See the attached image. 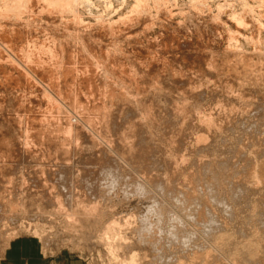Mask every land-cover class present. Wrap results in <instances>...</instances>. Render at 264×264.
Masks as SVG:
<instances>
[{
	"label": "rangeland",
	"instance_id": "rangeland-1",
	"mask_svg": "<svg viewBox=\"0 0 264 264\" xmlns=\"http://www.w3.org/2000/svg\"><path fill=\"white\" fill-rule=\"evenodd\" d=\"M156 2L79 0L64 16L37 3L18 24L0 18V117L25 140L24 152L0 142V264H241L219 238L250 233L264 248V0ZM79 206L101 219L90 242Z\"/></svg>",
	"mask_w": 264,
	"mask_h": 264
},
{
	"label": "bare ground",
	"instance_id": "bare-ground-1",
	"mask_svg": "<svg viewBox=\"0 0 264 264\" xmlns=\"http://www.w3.org/2000/svg\"><path fill=\"white\" fill-rule=\"evenodd\" d=\"M8 1V0H7ZM38 1V2H37ZM78 1L79 0H9V2L8 3H6V5L4 6V10H2L3 12H1V9H0V18H3V17H8V18H11V20H14V21H16L17 22V24H18V22H19V20H21V16H22V13L24 14V12L26 13V12H30V10H33L35 7H36V4L37 5H40V7L43 9V11L45 12V10L44 9H46V10H48V11H53L54 13H57V14H62V13H64V12H66V11H69V13H73L74 12V9L73 8H75L76 6H74V4L75 3H78ZM154 1V0H153ZM85 2V1H84ZM87 2V1H86ZM157 2H158V0H157ZM156 2V3H157ZM197 2V1H196ZM241 2H243V1H241ZM5 3V2H4ZM155 3V2H154ZM141 4V3H140ZM203 4V3H202ZM201 4V5H202ZM76 5V4H75ZM78 5V4H77ZM137 5H139V4H137ZM193 5V4H192ZM200 5V6H201ZM158 6V5H157ZM204 6V5H203ZM139 8H140V6H138ZM143 7V6H142ZM156 7V6H155ZM2 8V7H1ZM137 8V7H136ZM168 8V7H167ZM252 8V7H251ZM254 8H256V7H254ZM3 9V8H2ZM37 9H39L38 7H37ZM76 9V8H75ZM143 9V8H142ZM141 9V10H142ZM145 9V8H144ZM147 9V8H146ZM262 9V8H261ZM40 10V9H39ZM71 10H73V11H71ZM37 11V10H36ZM35 11V12H36ZM71 11V12H70ZM136 11V10H135ZM31 12H34V10L33 11H31ZM37 12H39V11H37ZM43 12V13H44ZM47 12V11H46ZM50 12V13H51ZM119 12V11H118ZM141 12V11H140ZM162 12V11H161ZM253 12V11H252ZM48 13V12H47ZM67 13V12H66ZM40 14V13H39ZM145 14V13H144ZM171 14V13H170ZM201 14V13H200ZM30 15V14H29ZM63 16L65 15V13L64 14H62ZM75 15V14H74ZM137 15V14H136ZM139 15V14H138ZM141 15V14H140ZM25 16V15H24ZM48 16V15H47ZM53 16H54V14H53ZM39 17V16H38ZM57 17H58V15H57ZM75 17H76V15H75ZM134 17V16H133ZM60 18V17H59ZM62 18V17H61ZM125 18V17H124ZM74 19V18H73ZM165 19V18H164ZM33 20V19H32ZM59 20H61V19H59ZM262 20V19H261ZM40 20H38V22H39ZM101 21V20H100ZM216 21V20H215ZM251 21V20H250ZM22 22L23 21H21V24H22ZM109 22V21H108ZM118 22V21H117ZM124 22V21H123ZM77 23V20L75 19L74 20V24H76ZM79 23V22H78ZM82 23V22H81ZM140 23V22H139ZM157 23V22H156ZM167 23V22H166ZM16 24V25H17ZM20 24V23H19ZM26 24V23H25ZM115 25V24H114ZM186 25V24H185ZM242 25H244V24H242ZM252 25V24H251ZM2 26V25H1ZM19 26V25H18ZM41 26V25H40ZM56 26V25H55ZM97 26V25H96ZM3 28V27H2ZM44 28V27H43ZM55 28V27H54ZM84 28V27H83ZM96 28V27H95ZM258 28V27H257ZM239 29V28H238ZM150 30V29H149ZM176 30V29H175ZM242 30V29H241ZM44 31V30H43ZM70 31V30H69ZM89 31V30H88ZM1 32V31H0ZM4 32V31H3ZM174 32V31H173ZM185 32V31H184ZM240 32V31H239ZM106 33V32H105ZM15 34V33H14ZM83 34V33H82ZM13 35V34H12ZM41 35V34H40ZM99 35V34H98ZM131 38V37H130ZM242 38V37H241ZM257 38V37H256ZM21 39V38H20ZM46 39V38H45ZM44 39V40H45ZM55 39V38H54ZM50 40V39H49ZM186 40V39H185ZM160 41V40H159ZM52 42V41H51ZM54 42V41H53ZM66 42V41H65ZM67 43V42H66ZM52 44V43H51ZM50 44V45H51ZM84 44V43H83ZM237 44V43H236ZM35 45V44H34ZM37 45V44H36ZM49 45V46H50ZM56 45V44H55ZM69 45V44H68ZM87 45V44H86ZM14 46V45H13ZM63 46V45H62ZM154 46V45H153ZM260 46H261V44H260ZM37 47V46H36ZM56 47V46H55ZM54 47V48H55ZM76 47V46H75ZM83 47V46H82ZM85 47V46H84ZM206 47V46H205ZM113 48V47H112ZM31 49V48H30ZM35 49V48H34ZM45 49H46V47H45ZM51 49V48H50ZM80 49V48H79ZM92 49V48H91ZM94 49V48H93ZM39 50V49H38ZM228 50V49H227ZM12 51V50H11ZM37 51V50H36ZM47 51V50H46ZM50 51V50H49ZM205 51V50H204ZM218 51V50H217ZM54 51H52V53H53ZM235 52V51H234ZM25 53V52H24ZM31 53V52H30ZM51 53V52H50ZM57 53V52H56ZM55 53V54H56ZM117 53V52H116ZM36 54V53H35ZM42 54H43V52H42ZM54 54V53H53ZM54 54V55H55ZM201 54V53H200ZM263 54V53H262ZM5 55V54H4ZM47 55V54H46ZM30 56V55H29ZM28 56V57H29ZM39 56V55H38ZM57 56V55H56ZM27 57V56H26ZM31 57V56H30ZM41 57H43V56H41ZM40 57V58H41ZM48 57H49V55H48ZM221 57V56H220ZM18 58V57H17ZM129 58V57H128ZM261 58V57H260ZM199 59V58H198ZM40 60V59H39ZM50 60V59H49ZM54 60V59H53ZM97 60V59H96ZM158 60V59H157ZM32 61V60H31ZM78 61V60H77ZM199 61H201V62H203L204 61V58H203V61H202V58H201V60H199ZM198 61V62H199ZM210 61V60H209ZM220 61V60H219ZM48 62V61H47ZM134 62V61H133ZM200 62V63H201ZM29 63V62H28ZM55 63H56V61H55ZM116 63V62H115ZM131 63V62H130ZM206 63H207V60H206ZM206 63H204V65H206ZM32 64V63H31ZM36 64V63H35ZM208 64H211V62L210 63H208ZM207 64V65H208ZM10 65V64H9ZM29 65V64H28ZM47 65V64H46ZM128 65V64H127ZM203 65V64H202ZM222 65V64H221ZM243 65V64H242ZM25 66V65H24ZM40 66V65H39ZM225 66V65H224ZM14 67V66H13ZM42 67V66H41ZM49 67V66H48ZM208 67V66H207ZM210 67V66H209ZM46 68V67H45ZM50 68V67H49ZM58 68V67H57ZM129 68V67H128ZM135 68V67H134ZM145 68V67H144ZM212 68V67H211ZM210 68V69H211ZM218 68V67H217ZM31 69H32V67H31ZM30 69V70H31ZM51 69V68H50ZM63 69V68H62ZM27 70V69H26ZM47 70V69H46ZM203 70V69H202ZM204 70H206V67H205V69ZM23 71V70H22ZM132 71V70H131ZM207 71H208V69H207ZM206 71V72H207ZM210 71V70H209ZM224 71V70H223ZM38 72V71H37ZM50 72V71H49ZM213 72H215V71H213L212 70V73ZM137 73V72H136ZM163 73V72H162ZM212 73H211V76H212ZM217 73V72H216ZM38 74V73H37ZM208 74V73H207ZM218 74V73H217ZM217 74L215 75L216 77H218L217 76ZM42 75V74H41ZM55 75V74H54ZM102 75V74H101ZM209 75H210V73H209ZM221 75H222V73H221ZM10 76V75H9ZM115 76V75H114ZM214 76V75H213ZM212 76V77H213ZM143 77V76H142ZM215 77V78H216ZM253 77V76H252ZM214 78V77H213ZM219 78V77H218ZM14 79V78H13ZM51 79V78H50ZM8 80V79H7ZM25 80V79H24ZM57 80V79H56ZM62 80V79H61ZM233 80V79H232ZM28 81V80H27ZM249 82V81H248ZM18 83V82H17ZM52 84H54V83H52ZM232 84V83H231ZM61 85V84H60ZM29 86V85H28ZM57 87V86H56ZM15 88V87H14ZM50 88V87H49ZM121 88V87H120ZM153 88V87H152ZM75 89V88H74ZM252 89V88H251ZM254 89H256V88H254ZM257 89H259V88H257ZM13 90V89H12ZM22 90V89H21ZM39 90V89H38ZM44 90V89H43ZM63 90V89H62ZM126 90V89H125ZM223 90V89H222ZM89 91V90H88ZM136 91V90H135ZM62 92V91H61ZM166 92V91H165ZM255 92V91H254ZM17 94V93H16ZM30 94V93H29ZM133 94V93H132ZM192 94V93H191ZM223 94V93H222ZM260 94V93H259ZM14 95V94H13ZM18 95V94H17ZM73 95V94H72ZM213 95V94H212ZM256 95H257V92H256ZM165 96V95H164ZM195 96V95H194ZM261 96V95H260ZM52 97V96H51ZM257 97H259V95H257ZM264 97V96H263ZM33 99V98H32ZM259 99H261V101L263 100V98L261 97V98H259ZM36 100V99H35ZM47 101H48V99H47ZM51 101V100H50ZM53 101V100H52ZM57 101V100H56ZM264 101V100H263ZM262 101V102H263ZM9 102V101H8ZM194 102V101H193ZM254 103V102H253ZM53 104V103H52ZM57 104V103H56ZM185 104V103H184ZM220 104V103H219ZM26 105V104H25ZM141 105V104H140ZM192 105V104H191ZM222 105V104H221ZM51 106H53V105H51ZM2 107H4V106H2ZM18 108H20V107H18ZM48 108V107H47ZM61 108V107H60ZM34 109V108H33ZM131 109V108H130ZM222 110V109H221ZM263 110V109H262ZM28 111V110H27ZM39 111V110H38ZM46 111V110H45ZM55 111V110H54ZM211 111V110H210ZM238 111V110H237ZM18 112V111H17ZM34 112V111H33ZM131 112H133L134 113V111L133 110H131ZM203 113V112H202ZM211 113V112H210ZM262 113V112H261ZM221 114V113H220ZM232 114V113H231ZM237 114V113H236ZM4 115V114H3ZM32 115V114H31ZM239 115V114H238ZM260 115V114H259ZM258 115V116H259ZM261 115H263V114H261ZM29 116H30V114H29ZM198 116V115H197ZM264 116V115H263ZM6 117V116H5ZM5 117H0V142L2 143L3 142V144L4 143H6L7 142V144L10 142H14V144H16L15 146L18 148L19 146H21V145H23L24 143H22L23 141H25V140H23L22 142L19 140V139H17L16 140V133H18V125H17V123H16V121L15 120H10L8 117V119L7 118H5ZM12 117V116H11ZM90 117V116H89ZM124 117H126V116H124ZM200 117V116H199ZM190 118V117H189ZM220 118V117H219ZM12 119V118H11ZM135 119V118H134ZM187 119V118H186ZM221 119V118H220ZM258 119V118H257ZM22 120V119H21ZM167 120V119H166ZM204 120V119H203ZM263 120V119H262ZM190 121H192V120H190ZM235 121H237V120H235ZM205 122H206V120H205ZM210 122V121H209ZM234 122V121H233ZM256 122V121H255ZM258 122H259V120H258ZM21 123V122H20ZM118 123V122H117ZM177 123V122H176ZM190 123V122H189ZM202 123V124H201ZM207 123V122H206ZM224 123H225V121H224ZM237 123V122H236ZM249 123H250V121H249ZM262 123V122H261ZM134 124H136V123H133V125ZM161 124V123H160ZM197 124V123H196ZM195 124V125H196ZM237 124H239V123H237ZM133 125H132V127H133ZM190 125V124H189ZM191 125H193V124H191ZM199 125L201 126V128L202 129H206L207 131L211 128H209V126L208 125H204V123H203V121L202 122H199ZM261 125V124H260ZM264 125V124H263ZM262 125V126H263ZM183 126V125H182ZM200 126H199V128L198 129H201L200 128ZM250 126V125H249ZM258 126V125H257ZM56 127V126H55ZM135 127H136V125H135ZM193 127H194V125H193ZM197 127V126H196ZM217 127V126H216ZM25 128V127H24ZM251 128V127H250ZM257 128V127H256ZM260 128V127H259ZM21 129V128H20ZM72 129V128H71ZM108 129V128H107ZM201 129V130H202ZM228 129V128H227ZM261 129H262V127H261ZM264 129V128H263ZM16 130V131H15ZM139 130V129H138ZM192 130V129H191ZM211 130V129H210ZM216 130V129H215ZM257 130V129H256ZM28 131V130H27ZM56 131V130H55ZM73 131V130H72ZM142 131L143 130H141V131H139V132H141L142 133ZM203 131V130H202ZM205 131V130H204ZM203 131V132H204ZM213 131V130H212ZM211 131V132H212ZM242 131H244V130H242ZM248 131V130H247ZM255 131V130H254ZM137 132V131H136ZM144 132V131H143ZM198 132V131H197ZM200 132V131H199ZM249 132V131H248ZM262 132V131H261ZM70 133H71V131H70ZM83 133V132H82ZM140 133V134H141ZM209 133V132H208ZM21 134V133H20ZM81 134V133H80ZM126 134V133H125ZM144 134V133H143ZM198 134V133H197ZM212 134V133H211ZM258 134V133H257ZM27 135V134H26ZM84 135V134H83ZM209 135H210V133H209ZM142 136V135H141ZM145 136V135H144ZM255 136H257V135H255ZM125 137V136H124ZM143 137V136H142ZM198 137V136H197ZM245 137V136H244ZM68 138V137H67ZM126 138V137H125ZM125 138H123V140H122V142H124V139ZM141 138V137H140ZM181 138V141L183 140L182 139V137L181 136H179V139ZM246 138H248V136L246 135ZM245 138V139H246ZM113 139V138H112ZM120 139H121V137H120ZM142 139V138H141ZM147 139H148V137H147ZM199 139V138H198ZM206 139V138H205ZM21 140H22V138H21ZM30 140V139H29ZM143 140H144V138H143ZM143 140H141V142L143 141ZM178 140V139H177ZM192 140V139H191ZM5 141V142H4ZM26 141H27V139H26ZM126 141V140H125ZM145 141V140H144ZM156 141V140H155ZM184 141V140H183ZM182 141V142H183ZM195 141V139L193 140V142ZM120 142V141H119ZM138 142H140V140L138 141ZM137 142V143H138ZM187 142H190V141H187ZM25 143H27V142H25ZM35 143V142H34ZM145 143V142H144ZM192 143V142H191ZM197 143V142H196ZM218 143V142H217ZM2 144V145H3ZM13 144V145H14ZM29 144V143H28ZM63 144V143H62ZM89 144V143H88ZM114 144V143H113ZM148 144V143H147ZM183 144V143H182ZM194 144V143H193ZM213 144V143H212ZM215 144V143H214ZM19 145V146H18ZM27 145V144H26ZM123 145V144H122ZM121 145V146H122ZM187 145V144H186ZM188 147H190V145L191 144H189L188 143ZM196 145V144H195ZM203 145V144H202ZM207 145V144H206ZM61 146V145H60ZM144 146V145H143ZM184 146V145H183ZM198 146H199V144H198ZM201 146V145H200ZM219 146V145H218ZM246 146V145H245ZM260 146V145H259ZM22 147V146H21ZM125 147V146H124ZM186 147V146H185ZM204 147V146H203ZM202 147V148H203ZM213 147V146H212ZM217 147V146H216ZM215 147V148H216ZM251 147V146H250ZM6 148H8L6 151H8V150H10V147L9 146H7ZM30 148H32V147H30ZM191 148H192V145H191ZM195 148H197L198 149V147H196L195 146ZM194 148V149H195ZM260 148V147H259ZM2 149H4V148H2ZM129 149V148H128ZM193 149V150H194ZM212 149H214V148H212ZM211 149V150H212ZM225 149V148H224ZM248 149H249V147H248ZM17 150H20V151H23L24 152V148L22 147V149L21 148H18V149H16L15 151H17ZM69 150V149H68ZM131 150V149H130ZM192 150V149H191ZM210 150V149H209ZM63 151V150H62ZM201 151H204V150H201ZM213 151V150H212ZM217 151V150H216ZM234 151V150H233ZM262 151V150H261ZM69 152V151H68ZM185 152V151H184ZM232 152V151H231ZM131 153H132V151H131ZM208 152H205V153H203L202 152V154H207ZM214 153H216V152H214ZM259 153H260V151H259ZM11 154H13V156H14V153H11ZM22 154V153H21ZM151 154V153H150ZM212 154V153H211ZM235 154H237L238 155V153H235ZM242 154V153H241ZM145 155V154H144ZM214 155V154H213ZM224 155V154H223ZM259 155V154H258ZM260 155H261V153H260ZM198 156H201V154L199 153L198 154ZM210 156H212V155H210ZM232 156V155H231ZM247 156V155H246ZM262 156H264V151H263V153H262ZM59 157V156H58ZM57 157V158H58ZM150 157V156H149ZM197 157V156H196ZM207 157H208V155H207ZM239 157V156H238ZM258 157V156H257ZM131 158H132V156H131ZM130 158V159H131ZM193 158V157H192ZM197 158H199V157H197ZM251 158V157H250ZM24 159V158H23ZM134 159V158H133ZM132 159V160H133ZM190 159V158H189ZM195 159V158H194ZM194 159H192V160H194ZM200 159H202V158H200ZM199 159V160H200ZM205 159H206V157H205ZM208 159V158H207ZM5 160V159H4ZM137 160V159H136ZM191 160V161H192ZM198 160V159H197ZM204 160V159H203ZM215 160V159H214ZM246 160V159H245ZM8 161V160H7ZM64 161V160H63ZM145 160H143V162H144ZM202 161V160H201ZM221 161V160H220ZM249 161V163H251L252 161H253V159L251 158V159H249L248 160ZM254 161H255V159H254ZM5 162V161H4ZM10 162V161H9ZM21 162V161H20ZM115 162V161H114ZM136 162V161H135ZM205 162V161H204ZM212 162V161H211ZM215 162V161H214ZM195 163V162H194ZM197 163H199V162H197ZM196 163V164H197ZM202 163V162H201ZM208 163V162H207ZM232 163V162H231ZM259 163V162H258ZM15 164V163H14ZM13 164V165H14ZM183 164V163H182ZM186 164V163H185ZM184 164V165H185ZM213 164V163H212ZM211 164V165H212ZM216 164V163H215ZM17 165V164H16ZM20 165V164H19ZM49 165V164H48ZM187 165V164H186ZM214 165V164H213ZM226 165V164H225ZM230 165V164H229ZM15 166V165H14ZM92 166V165H91ZM199 167L201 166V165H198ZM217 166V165H216ZM215 166V167H216ZM221 166L223 167V164H221ZM228 166V165H227ZM253 166V165H252ZM2 167V166H1ZM17 167V166H16ZM16 167H13L14 169L16 168ZM60 167V166H59ZM64 167H67V165L65 166L64 165ZM63 167V168H64ZM70 167V166H69ZM88 167H90L89 165H88ZM88 167H86V170H85V172L87 173V175H91L92 174V172L90 173V170L88 169ZM99 167V166H98ZM98 167H96V169H98ZM102 168H103V171L104 172H106V173H108V174H110V176H111V174H114V170L116 169V166H115V164H113V161L112 162H110V163H107V164H103L102 166H101ZM196 167V166H195ZM213 167V166H212ZM251 167V166H250ZM11 168V167H10ZM21 168V167H20ZM26 168V167H25ZM68 168V167H67ZM74 168V167H73ZM92 168V167H91ZM90 168V169H91ZM95 168V167H94ZM214 168V167H213ZM218 168V167H217ZM253 168V167H252ZM260 168V171L259 172H261V171H263L262 173H260V175L261 174H264V169H263V165L262 166H260L259 167ZM60 169V168H59ZM62 169V168H61ZM50 170V169H49ZM53 170V169H52ZM174 170H176V169H174ZM214 170V169H213ZM14 171V170H13ZM28 171V170H27ZM31 171V170H30ZM56 171V170H55ZM58 171V170H57ZM68 171V170H67ZM67 171H63V169L59 172V176H60V178L62 179L61 181L62 182H60V185H61V188L63 189L64 188V185L65 184H67V182L65 183L64 182V180H66V175H67ZM195 171V170H194ZM211 171H212V169H211ZM232 171V170H231ZM248 171H250V170H248ZM33 172V171H32ZM35 172V171H34ZM49 172V171H48ZM52 172V171H51ZM54 172V171H53ZM81 172H83V171H81ZM134 172V171H133ZM172 172V171H171ZM217 172V171H216ZM235 172V171H234ZM239 172V171H238ZM214 173H215V171H214ZM218 173V172H217ZM254 173V172H253ZM27 174V173H26ZM37 174V173H36ZM99 174V173H98ZM223 174V173H222ZM222 174H221V176H222ZM234 174V173H233ZM259 174V173H258ZM50 175V174H49ZM53 175H54V173H53ZM56 175V174H55ZM249 175V174H248ZM255 175H257L256 173H255ZM100 176V175H99ZM132 176V175H131ZM191 176V175H190ZM207 176V175H206ZM217 176V175H216ZM220 176V175H219ZM227 176V175H226ZM245 176V175H244ZM243 176V177H244ZM22 177V176H21ZM27 177H29L28 175H27ZM43 177V176H42ZM50 177V176H49ZM53 177V176H52ZM72 177V176H71ZM252 177V176H251ZM35 178V177H34ZM54 178H55V176H54ZM73 179H74V177H72ZM84 178V177H83ZM143 178V177H142ZM193 178H195V177H193ZM214 178V177H213ZM223 178V177H222ZM253 178V177H252ZM38 179V178H37ZM40 179V178H39ZM53 179V178H52ZM67 179H69V178H67ZM72 179V180H73ZM144 179V178H143ZM220 179V178H219ZM234 179V178H233ZM239 179V178H238ZM238 179H236V180H238ZM246 179V178H245ZM244 179V180H245ZM248 179H251V178H248ZM254 179H255V177H254ZM34 180V179H33ZM49 180V179H48ZM57 180H58V178H57ZM71 180V181H72ZM94 180V179H93ZM137 180V179H136ZM178 180V179H177ZM230 180V179H229ZM235 180V181H236ZM1 182H0V185L1 184H3L4 182H3V180H0ZM5 181V180H4ZM26 181V180H25ZM35 181V180H34ZM86 181V183H84V185H85V187L87 188H90V186H87V185H90L91 183L92 184H94V182H92V181H90L89 182V180L88 179H86L85 180ZM97 181V180H96ZM180 181V180H179ZM186 181H189V180H186ZM193 181V180H192ZM235 181L233 182V183H235ZM241 181H243V180H241ZM36 182V181H35ZM41 182H42V180H41ZM53 182V181H52ZM73 182L74 181H72V185H73ZM79 182V181H78ZM98 182H100V181H98ZM200 182V181H199ZM229 182V181H228ZM237 182H239V181H237ZM101 183V182H100ZM164 183V182H163ZM194 183V182H193ZM240 183V182H239ZM244 183V182H243ZM251 183V182H250ZM27 184H28V182H27ZM37 184V183H36ZM40 184H42V183H40ZM197 184V183H196ZM3 185H5V183L3 184ZM58 185V184H57ZM141 185V184H140ZM145 185V184H144ZM191 185V184H190ZM233 185V184H232ZM248 185V184H247ZM189 186V185H188ZM243 186V185H242ZM4 187V186H3ZM38 187V186H37ZM45 187V186H44ZM109 187V186H108ZM157 187H160V188H162V183L159 181V183L157 182ZM219 187H220V185H219ZM245 187V186H244ZM26 188V187H25ZM39 188H43V187H39ZM77 188V187H76ZM87 188V189H88ZM140 188V187H139ZM146 188V187H145ZM189 188V187H188ZM218 188V187H217ZM236 188V187H235ZM256 188V187H255ZM1 189V188H0ZM137 189H138V187H137ZM143 190H144V192H145V189L144 188H142ZM150 189V188H149ZM216 189V188H215ZM240 189V188H239ZM242 189V188H241ZM240 189V190H241ZM32 190V189H31ZM74 189H72V191H73ZM80 190V189H79ZM141 190V189H140ZM229 190V189H228ZM244 190V189H243ZM52 191H55V190H52ZM214 191V190H213ZM246 191H248V190H246ZM49 192V191H48ZM61 192V191H60ZM179 192V191H178ZM188 192V191H187ZM199 192V191H198ZM55 193V192H54ZM147 193V192H146ZM148 193H150V192H148ZM180 193V192H179ZM183 193H185V192H183ZM209 193V192H208ZM215 193V192H214ZM246 193V192H245ZM253 193V192H252ZM1 194V193H0ZM51 194V193H50ZM69 194V193H68ZM211 194V193H210ZM45 195H47V194H45ZM181 195V194H180ZM183 195V194H182ZM213 195V194H212ZM61 196V195H60ZM72 196V198H71V201H72V199L74 198V196L73 195H71ZM81 196V195H80ZM85 196V195H84ZM162 196V195H161ZM186 196V195H185ZM190 196V195H189ZM192 196V195H191ZM58 198H59V196H57ZM193 197V196H192ZM220 197V196H219ZM88 198V197H87ZM200 198V197H199ZM198 198V199H199ZM217 197L216 196H214L213 197V200L214 199H216ZM227 198V197H226ZM245 198V197H244ZM262 198H264V197H262ZM91 199V198H90ZM89 199V200H90ZM184 199V198H183ZM183 199H181V202H183ZM197 199V198H196ZM224 199V198H223ZM222 198L220 199L219 198V201H220V204L221 205H224V206H228L227 205V203H225V199L223 200ZM77 200V199H76ZM164 200V199H163ZM186 200V199H185ZM190 200V199H189ZM188 200V201H189ZM263 199H261V201H262ZM15 201V200H14ZM50 201V200H49ZM55 201V200H54ZM60 201V200H59ZM175 201H176V199H175ZM187 201V200H186ZM185 201V202H186ZM188 201H187V204H189L190 203V201L192 202V200H190L189 201V203H188ZM215 201V200H214ZM217 201V200H216ZM257 201V200H256ZM65 202V201H64ZM2 203V202H1ZM58 203V202H57ZM73 203V202H72ZM193 203V202H192ZM191 203V204H192ZM230 203V202H229ZM263 203V202H262ZM162 204V203H161ZM180 204V203H179ZM184 204H186V203H184ZM260 204V203H259ZM58 205H59V203H58ZM62 205V204H61ZM194 205V204H193ZM192 205V206H193ZM1 206V205H0ZM11 206V205H10ZM71 206V205H70ZM159 206V205H158ZM164 206V205H163ZM162 206V207H163ZM182 206V205H181ZM188 206V205H187ZM241 206V205H240ZM6 207V206H5ZM80 207V206H79ZM78 207V209L76 210L77 211V215H78V218L77 217H75V218H77L78 219V222L80 223V222H87L88 224H89V226H90V228H88L87 230H89V231H87V233H86V240L88 241L89 240V242H90V240L92 241V239L94 238L95 239V233L94 232H96L95 230H96V228L98 227V225H99V223H100V218L99 217H97L98 215L96 214V212H98L97 211V208L95 207H93V209H86V207H84V206H81L80 208ZM160 207V206H159ZM188 207H190V206H188ZM263 206H261V208H262ZM92 208V207H91ZM174 208V207H173ZM192 208V207H191ZM264 208V207H263ZM62 209V208H61ZM72 209V208H71ZM86 209V210H85ZM165 209H166V207H165ZM242 209H244V208H242ZM99 210V209H98ZM104 211V210H103ZM182 212V211H181ZM214 212V211H213ZM165 213V212H164ZM3 214V213H2ZM8 214V213H7ZM71 214V213H70ZM200 214V213H199ZM69 215V214H68ZM67 215V216H68ZM159 215V214H158ZM165 215V214H164ZM168 215V214H167ZM66 216V217H67ZM71 216V215H70ZM153 216V215H152ZM3 217H5V216H3ZM72 217H74V216H72ZM71 217V218H72ZM129 218V217H128ZM147 218V217H146ZM160 218V217H159ZM164 218V217H163ZM162 218V219H163ZM195 218V217H194ZM100 219V220H99ZM157 219V218H156ZM198 219V218H197ZM219 219V218H218ZM217 218H215L214 216H212L211 218H209L208 220H206L205 219V223H203V225H206L207 223L208 224H210V225H213V224H218L219 223V220H218ZM235 219V218H234ZM233 219V220H234ZM170 220V219H169ZM195 220H196V218H195ZM160 221V220H159ZM186 221V220H185ZM199 221V220H198ZM197 221V222H198ZM222 221V220H221ZM237 221V220H236ZM137 222V221H136ZM173 222H174V220H173ZM245 222V221H244ZM248 223V222H247ZM111 224V223H110ZM207 224V225H208ZM6 225V224H5ZM82 225H84V224H82ZM114 225H116V224H114ZM113 225V226H114ZM206 225V226H207ZM222 225V224H221ZM248 225V224H247ZM109 226V225H108ZM223 226V225H222ZM233 226V225H232ZM249 226V225H248ZM194 227V226H193ZM212 227V226H211ZM210 227V228H211ZM215 227V226H214ZM213 227V228H214ZM225 227V226H224ZM243 227V226H242ZM106 228V227H105ZM107 228H109V227H107ZM116 228V227H115ZM173 228V227H172ZM206 228V227H205ZM227 228V227H226ZM253 228V227H252ZM110 229H111V227H110ZM197 229V228H196ZM204 229V228H203ZM217 229V228H216ZM215 229V230H216ZM221 229V228H220ZM230 229V228H229ZM245 228H241L240 227V231H242L243 232V234L244 233H248L247 232V230H244ZM107 230V229H106ZM109 230V229H108ZM208 230V229H207ZM210 230V229H209ZM208 230V231H209ZM224 230V229H223ZM116 231V230H115ZM115 231H114V233H115ZM170 231V230H169ZM184 231V230H183ZM182 231V232H183ZM228 231V230H227ZM226 231V232H227ZM249 231V230H248ZM102 232H103V230H102ZM217 232V231H216ZM241 232V233H242ZM250 232V231H249ZM192 233V232H191ZM231 233V232H230ZM229 233V234H230ZM11 234V233H10ZM102 234V233H101ZM112 234V233H111ZM150 234V233H149ZM170 234H171V232H170ZM173 234L174 233H172L171 234V237L173 236ZM209 234V233H208ZM215 234V233H214ZM217 234H218V232H217ZM223 234H224V232H223ZM232 234V233H231ZM186 235H188V234H186ZM212 235V234H211ZM227 235V234H226ZM253 235V234H252ZM251 235V233H250V235L249 236H251L250 238H252L253 240L252 241H249V243H246V244H236V243H233V241L232 242H230L229 241V238H230V236H232V235H228V236H225V235H223V236H225V237H227V238H225V237H221V239L218 237V236H220L219 234H218V236H216V237H218L219 238V242L220 243H218V245H217V247H218V249H220V250H222V252L224 251V252H226L227 254H228V256H231L230 254H233L234 252L236 253V254H238L239 255V258H240V263L241 264H264V248H262V243L260 244L259 243V239L258 240H256V238H254L253 236ZM97 236V235H96ZM150 236V235H149ZM170 236V235H169ZM175 237H176V235H174ZM179 236H180V234H179ZM189 236H193V235H189ZM188 236V237H189ZM152 237V236H151ZM165 237V236H164ZM182 237H184V236H182ZM215 236H213V238H214ZM246 237H247V235H246ZM245 237V238H246ZM177 238V237H176ZM248 238V237H247ZM246 238V239H247ZM250 238H248V239H250ZM260 238V237H259ZM106 239V238H105ZM149 239V238H148ZM172 239H173V237H172ZM178 239V238H177ZM184 239V238H183ZM195 239V238H194ZM232 239V238H231ZM118 240H119V238H118ZM164 240H166V239H164ZM163 240V241H164ZM186 239H184V241H185ZM188 240V239H187ZM211 240V239H210ZM234 240V239H233ZM163 241H162V243H163ZM208 241V240H207ZM216 241H217V238H216ZM248 241V240H247ZM246 241V242H247ZM109 242V241H108ZM116 242V241H115ZM176 242V241H175ZM183 242V241H182ZM193 242V241H192ZM196 242V241H195ZM245 242V241H244ZM260 242H262V240H260ZM186 245V244H185ZM193 245H194V242H193ZM196 245V244H195ZM202 245V244H201ZM211 245H213V244H211ZM261 245V246H260ZM116 246V245H115ZM260 246V247H259ZM156 247H157V245H156ZM197 247V246H196ZM201 247V246H200ZM264 247V246H263ZM163 248V247H162ZM198 248V247H197ZM261 248V249H260ZM164 249V248H163ZM183 249V248H182ZM213 250V249H212ZM219 250V251H220ZM164 251V250H163ZM183 252V251H182ZM221 252V251H220ZM259 252H260V254H259ZM222 254V253H221ZM223 254H225V253H223ZM170 255V254H169ZM193 255H195V254H193ZM198 255H199V253H198ZM226 255V254H225ZM234 255V254H233ZM214 256V255H213ZM212 256V257H213ZM221 256V255H220ZM181 257V256H180ZM214 257H216V256H214ZM226 257H227V255H226ZM242 257H245V258H242ZM134 258V257H133ZM133 258H132V260H133ZM211 258V257H210ZM225 258V257H224ZM230 258V257H229ZM234 258V257H233ZM190 259V258H189ZM201 259V258H200ZM214 259H216V258H214ZM238 259V258H237ZM139 260V259H138ZM218 260V259H217ZM220 260V259H219ZM121 261H122V259H121ZM131 262V261H130ZM129 262V263H130ZM135 262V261H134ZM201 262V261H200ZM212 262H214L215 264H216V261H212ZM212 262L210 261V264H212ZM125 263H127V262H125ZM124 263V264H125ZM128 263V264H129ZM136 263V262H135ZM207 263V262H206ZM224 263V262H223ZM121 264V263H120Z\"/></svg>",
	"mask_w": 264,
	"mask_h": 264
}]
</instances>
